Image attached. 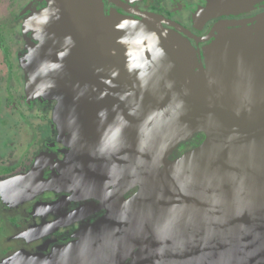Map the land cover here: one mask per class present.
<instances>
[{
  "label": "water",
  "instance_id": "1",
  "mask_svg": "<svg viewBox=\"0 0 264 264\" xmlns=\"http://www.w3.org/2000/svg\"><path fill=\"white\" fill-rule=\"evenodd\" d=\"M90 1L67 0L63 9L56 7L43 26L47 40L65 46L66 55L33 61L34 71L42 72L40 78L60 100L58 113L71 116V126L108 120L114 136L102 143L110 149V173L126 186L141 185L126 207L114 208V218L126 222L98 244L106 246L104 256L157 231L158 247L178 242L179 249L205 263L214 257L216 264H259L264 259V72L263 79L255 78L249 61L264 50V22L254 35L244 30L220 38L194 81V48L165 28L160 15L105 16L102 3ZM259 1L209 0L204 12H238ZM258 17L264 19V13ZM195 130H205L206 140L169 159ZM212 204L198 217L193 214L194 207ZM115 222L108 221L109 230Z\"/></svg>",
  "mask_w": 264,
  "mask_h": 264
},
{
  "label": "flooded vegetation",
  "instance_id": "2",
  "mask_svg": "<svg viewBox=\"0 0 264 264\" xmlns=\"http://www.w3.org/2000/svg\"><path fill=\"white\" fill-rule=\"evenodd\" d=\"M98 1L105 16L142 20V13L160 15L165 28L181 34L194 48L190 64L194 81L208 67L220 38L244 30L254 35L264 22L258 17L264 13V0L248 10L216 15L204 12L209 0ZM66 2L0 0V231L10 225L6 241L22 240L14 247L8 245L11 256L5 260L18 264H216L214 257L205 263L196 253L179 249L178 242L158 247L157 231L104 256L106 246L98 244L126 222L124 217L114 218V208L126 207L141 185L126 186L110 173V149L102 143L114 136L108 120L98 119V124L80 129L71 126V116L58 113L60 100L50 83L40 78L37 67L34 71L40 56L66 55L65 46L47 40L43 26L56 7L63 9ZM255 52L262 56L264 50ZM231 54L223 52L222 57ZM261 56L249 61L252 75L260 76L259 80L264 72ZM207 136L205 130L191 132L169 159L200 146ZM212 206L194 207L193 214L198 217ZM109 220L117 221L112 233ZM170 224L178 226L176 221ZM88 241L97 246L78 247L77 243Z\"/></svg>",
  "mask_w": 264,
  "mask_h": 264
},
{
  "label": "rangeland",
  "instance_id": "3",
  "mask_svg": "<svg viewBox=\"0 0 264 264\" xmlns=\"http://www.w3.org/2000/svg\"><path fill=\"white\" fill-rule=\"evenodd\" d=\"M10 231H11L10 225H5V231L4 228L0 231V264H5L6 263L5 259L11 256L10 254L7 255V252L10 251V246L8 245L13 244L12 246L14 247V245L20 244L22 242L21 239L12 240L11 243L9 241H6V235Z\"/></svg>",
  "mask_w": 264,
  "mask_h": 264
}]
</instances>
